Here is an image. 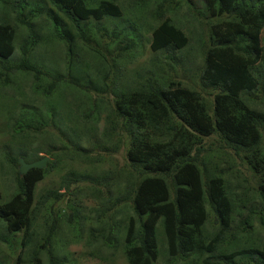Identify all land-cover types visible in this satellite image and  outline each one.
Returning <instances> with one entry per match:
<instances>
[{"label": "trees", "instance_id": "16d2710c", "mask_svg": "<svg viewBox=\"0 0 264 264\" xmlns=\"http://www.w3.org/2000/svg\"><path fill=\"white\" fill-rule=\"evenodd\" d=\"M0 1L1 6L5 0ZM182 2L188 4L186 0H133L127 17L120 0L3 4V9L12 6L15 22L5 17L0 23V84L6 93L12 90L8 101L4 97L0 102L9 103V112L15 111L16 134L41 135L53 128L79 144L84 136L77 134L79 128L94 139L102 122L104 136L117 143L103 150L125 148L129 181L118 203L127 204L129 217L123 239L127 264H154L159 220L170 259L192 264H264V112L255 109L261 101L259 90H264V0H202L195 29L177 26L168 17ZM192 40L200 51L201 83L189 87L173 73L183 58L181 51ZM146 51L150 56L137 72L140 82L128 84L118 78L113 69L124 66L125 59L142 58ZM164 65L171 77L160 74ZM28 83L39 99L55 108L48 120L36 109H28L32 98L26 92ZM201 91L210 93L211 104ZM55 93H67L73 105L61 96L55 99ZM106 93L109 100L103 98ZM62 106L66 116L58 112ZM86 106L90 109L84 114ZM211 137H216L218 149H230L251 173L254 186L245 190L251 189L260 202L257 214L250 212L236 231L230 226L237 196L224 177L225 169L206 162L211 149L204 140ZM96 150L94 146L92 151ZM73 151L89 159V152ZM19 157L28 160L25 154ZM99 158L97 154L91 160ZM18 160H12L16 169ZM48 166L22 176L16 171V193L0 205V224L6 233L0 242L7 244L16 233H22V246L31 240L33 193L52 163ZM208 171V176L214 175L203 181L202 172ZM51 195L54 200L61 197L46 193L43 199ZM241 198L237 200L244 207ZM208 215L214 230L206 236L203 226ZM252 221L262 233L257 240L248 237ZM111 232L109 226L105 238L109 243ZM240 232L245 239L237 237ZM55 233L53 223L33 251L32 264H39V251L46 252L49 264H62L50 249Z\"/></svg>", "mask_w": 264, "mask_h": 264}, {"label": "rangeland", "instance_id": "374dc122", "mask_svg": "<svg viewBox=\"0 0 264 264\" xmlns=\"http://www.w3.org/2000/svg\"><path fill=\"white\" fill-rule=\"evenodd\" d=\"M17 1L19 0H5L3 4L11 5ZM120 1L123 2L122 6L126 9L127 17L133 0ZM186 1L190 6L189 11L186 4L182 2L181 7L169 14L168 17L174 20L177 26L187 25L195 29L198 27V19L195 16L202 15V0ZM3 4L0 6V23L5 17L11 20V23H14V13L11 12L12 6H9V9H3ZM126 17L124 18L128 20ZM261 40L264 44V28L262 29ZM19 41L20 39L17 42ZM59 48L61 47L57 45V49ZM148 56H150L149 52L146 51L142 58L133 61L125 59L124 66L122 65L118 70L113 69V71L118 74V78L122 77V81L128 84L138 83L140 79L137 72L143 69ZM180 56H183V58H179L181 62L176 65L177 71L173 73L174 77L189 87L201 83L198 75L202 61L195 40H192L181 51ZM167 67V65H164L160 74L171 77ZM116 82L119 84L121 81L116 80ZM5 89L0 84V99L7 97V102L8 97L12 95V90L6 93ZM259 91L261 101L259 100L260 102L257 103L255 109L264 112V90L260 89ZM26 92L32 97L31 106L28 109L32 107L39 113L46 115V120H48L47 115L51 111L53 114L55 113L54 107L51 108L49 104L43 102L44 100L39 99L33 93L32 83L26 85ZM201 94L207 103H212L210 93L201 91ZM58 96L73 105L71 102L73 100L68 97L67 93L65 96L57 93L53 94L55 99ZM79 97L76 99L77 103L82 100H79ZM106 97L109 100L110 96H107V93L103 98ZM245 97H248V94H245ZM89 99H95V96L89 95ZM97 99L99 100L98 97ZM98 100L95 101L99 104ZM59 101L61 105V99ZM0 108L6 112L2 114L3 111L0 110V205L8 202L16 193L15 176L18 167L16 169L12 163L14 158L19 159L21 158L19 154H25L28 159L26 163H32L47 157L45 168H49L48 165L52 163V167L48 169L43 180L35 185L33 193L35 215L31 240L26 246H22V233H16L12 239H9L10 241L7 244L0 242V264H17L18 257V264H32L34 261L32 258L33 251L42 244L49 227L53 223H55L56 233L51 240L50 249L62 264H127L124 256L123 239L129 217H126V214H128L126 212L127 204L118 203V199L124 195V188L127 181H129L126 178L128 168L124 167L128 164L125 157V148L119 146L116 149L103 150V148L117 146V143L114 139L109 142L108 138L104 136L105 128L102 122L98 124L94 139H90L92 134L88 130L79 128L77 134L83 133L84 135L79 144L69 142L66 137L59 135L57 130L53 128L46 130L41 135L30 134L25 136V132L16 134L13 131V123L17 119L14 116L15 111L9 112V103L0 102ZM89 109L86 106L84 114ZM64 111L65 107L63 106L58 110L59 113L65 115ZM8 115L11 118L8 119ZM62 129L64 130V127ZM59 138H62V140H59ZM96 140H99L100 143L95 144ZM204 143L205 147L210 146L211 149L205 156L207 164L209 162L225 169L223 172L224 177L230 185L231 192L237 196V199L239 196V199L243 197L245 200L243 202L244 207L241 206L239 200L236 199L235 202L230 229L236 231L240 222L248 217L250 212L254 215L257 214L260 206L255 193L251 189L245 190L254 186L253 178L230 149H218L216 137H211L206 142L204 140ZM94 146H97L96 152L92 151ZM73 148H80L83 152H89V159L85 160L82 155L76 154ZM51 150V155H47V151ZM97 154L100 156L99 161L91 160V157ZM122 168H125L126 171L121 170ZM208 173L209 171L207 173L202 172L203 181L206 177L214 175L213 173L208 176ZM105 182H107V185H104ZM46 193H59L61 197L54 200L51 195L50 198L44 200L43 197ZM172 196L173 194L169 191V197L172 198ZM205 207H207V203ZM208 210L210 209L207 208L206 213H208ZM70 215L72 217H69ZM210 217H212L211 214ZM210 217L209 215L206 217L203 226V234L206 236L214 230V228L210 229ZM251 225L253 230L248 237L257 240L256 238L262 235L261 230L255 221H252ZM109 226L112 228L111 243L106 240ZM155 228L158 257L154 264H192V261L167 257L161 220L157 222ZM5 234L4 226L0 224V236L4 237ZM244 235L242 232L237 233V237L241 240L246 238ZM38 254L39 264H49L46 252L39 251ZM196 264H201V262Z\"/></svg>", "mask_w": 264, "mask_h": 264}, {"label": "water", "instance_id": "95a60500", "mask_svg": "<svg viewBox=\"0 0 264 264\" xmlns=\"http://www.w3.org/2000/svg\"><path fill=\"white\" fill-rule=\"evenodd\" d=\"M48 158L43 157L32 163H26L22 158L18 160V174L19 176L25 175L31 169H44L46 167V162Z\"/></svg>", "mask_w": 264, "mask_h": 264}, {"label": "clouds", "instance_id": "9594fccd", "mask_svg": "<svg viewBox=\"0 0 264 264\" xmlns=\"http://www.w3.org/2000/svg\"><path fill=\"white\" fill-rule=\"evenodd\" d=\"M186 7H187V10L189 11V10H190V6H189V4H187Z\"/></svg>", "mask_w": 264, "mask_h": 264}]
</instances>
